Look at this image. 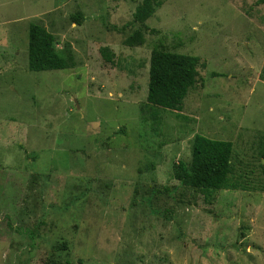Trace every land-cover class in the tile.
Listing matches in <instances>:
<instances>
[{
    "label": "rangeland",
    "instance_id": "374dc122",
    "mask_svg": "<svg viewBox=\"0 0 264 264\" xmlns=\"http://www.w3.org/2000/svg\"><path fill=\"white\" fill-rule=\"evenodd\" d=\"M143 2L0 0V264H54L62 243L70 264H264V4L155 0L129 47ZM33 23L75 68L29 70ZM159 43L201 60L180 113L146 105ZM197 135L233 143L248 190L175 179Z\"/></svg>",
    "mask_w": 264,
    "mask_h": 264
},
{
    "label": "trees",
    "instance_id": "16d2710c",
    "mask_svg": "<svg viewBox=\"0 0 264 264\" xmlns=\"http://www.w3.org/2000/svg\"><path fill=\"white\" fill-rule=\"evenodd\" d=\"M260 3L264 4V0H260ZM160 5L161 3L155 0H144L137 7L134 14V30L125 40L127 46L141 47L145 44L146 35L152 32L147 21ZM75 21L80 25L79 17H75ZM136 24L138 27H135ZM129 27L132 26L127 24L122 30L126 31ZM57 46L58 43L53 34L38 24H31L29 28V70L37 72L75 68L76 60L72 49L60 51ZM100 52L105 62H114L115 54L109 47H102ZM200 62L199 57L171 52L164 47L163 43L157 44L151 53L146 105L180 113L189 91L198 82ZM152 116L157 118V114H152ZM262 146L264 159V138ZM233 153L232 142L197 135L192 143L191 163L181 162L175 165V179L185 187L200 190L204 198L211 201L221 190H248L231 177ZM52 249L58 255V259L51 262L62 264L61 259L64 260L67 256L64 254L68 251L67 244L53 245ZM64 263L70 264V261L65 259Z\"/></svg>",
    "mask_w": 264,
    "mask_h": 264
}]
</instances>
